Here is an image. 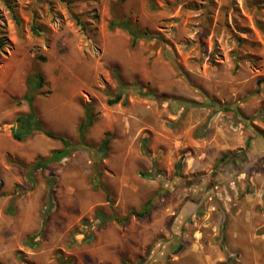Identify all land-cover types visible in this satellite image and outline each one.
Segmentation results:
<instances>
[{"label": "rangeland", "instance_id": "rangeland-1", "mask_svg": "<svg viewBox=\"0 0 264 264\" xmlns=\"http://www.w3.org/2000/svg\"><path fill=\"white\" fill-rule=\"evenodd\" d=\"M8 1L22 24L0 0V264H264V159L223 165L264 151V0ZM121 21L147 35L134 46ZM27 93L71 142L34 182L64 145L25 134ZM151 198L145 218L95 222Z\"/></svg>", "mask_w": 264, "mask_h": 264}, {"label": "trees", "instance_id": "trees-1", "mask_svg": "<svg viewBox=\"0 0 264 264\" xmlns=\"http://www.w3.org/2000/svg\"><path fill=\"white\" fill-rule=\"evenodd\" d=\"M6 3L8 4L14 21L16 22V24L18 26H20L22 24L21 18L19 17L16 8L14 5H12L8 0H5ZM78 23L80 25H83V21H81V19H78ZM84 26V25H83ZM115 26V25H112ZM116 26L121 27L126 29L133 37V41L132 44L135 46L137 44V41L139 38L147 35L146 32L141 31L140 29H134L132 27V24L129 21H121L116 23ZM6 36H7V29L6 26L0 25V54L1 52L4 50V45H5V40H6ZM43 83V77L40 76V83L39 85H41ZM120 87L123 88L125 86H127L123 81H119ZM142 95L147 96L149 94V92H144L141 91ZM153 95V94H151ZM124 95L122 92H119L117 94V97L115 99H110L108 101V103L110 105L115 104V103H119L121 100H123ZM24 100H26L30 106V109L32 111V114L29 117H23L20 116L18 117V121L23 122L24 123V132L25 134H29L34 130H38L42 133H44L45 135H47L50 138L53 139H57L60 140L64 147L58 150H55L52 152V154L50 156H48L47 158L42 159L41 161H38L36 164H34L32 167L29 168V173L28 176L30 177V180L34 182V178H33V173L36 169H41L45 166H47L48 164L54 163V162H58L63 160L65 157H67L70 152H71V142L60 136L57 135L55 133H53L52 131L48 130L42 123V121L40 119H38L35 115V106H34V100H35V96L32 93H27L24 96ZM125 103V101H124ZM95 123V119L92 117L91 113L88 111H86V116L84 118V120H82L78 126V135H79V140L82 144H87V135L89 132V129L91 128V126H93ZM35 125V126H34ZM13 137L15 139L18 140H23L24 135L22 133H19L16 129L13 131ZM109 144H110V139H105L102 146H104V148L108 149L109 148ZM251 147V146H249ZM252 151V152H251ZM250 152H243V153H239V154H235V155H226V159L223 161V165L225 166L226 170H224L226 173L231 174V169L228 165V162L233 163V165H250V164H254L257 162V160H263L264 159V151H258V150H251ZM237 159V160H236ZM254 160V161H252ZM236 161H238V163H236ZM157 175V174H155ZM201 183H203L202 180H200ZM200 183V184H201ZM213 185V184H212ZM212 185H207L206 187L207 189H210ZM51 188V185H50ZM48 197L49 200L46 202V204L44 205L43 211H42V215H43V225H42V231L45 228L46 225V221L48 218V214L50 212V202L52 199L51 196V189L50 191H48ZM201 196H196L195 198H200ZM155 201L151 198L149 199L140 210H132L130 211L125 217H119L116 215H106L102 210L98 211L96 217H95V222L97 224V226H104L107 223L111 222V221H116L118 224H126L130 221V219L133 216H136L138 218H145L147 217L150 212L152 211V209L155 207ZM86 239V238H85ZM181 249L177 248L175 250V252H179ZM160 252V251H158Z\"/></svg>", "mask_w": 264, "mask_h": 264}, {"label": "flooded vegetation", "instance_id": "flooded-vegetation-1", "mask_svg": "<svg viewBox=\"0 0 264 264\" xmlns=\"http://www.w3.org/2000/svg\"><path fill=\"white\" fill-rule=\"evenodd\" d=\"M237 160V159H236ZM236 163H238V161H236Z\"/></svg>", "mask_w": 264, "mask_h": 264}]
</instances>
